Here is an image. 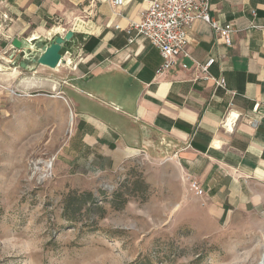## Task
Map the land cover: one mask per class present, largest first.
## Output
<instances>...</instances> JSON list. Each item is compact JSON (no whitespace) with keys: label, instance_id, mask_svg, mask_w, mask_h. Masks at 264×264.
Segmentation results:
<instances>
[{"label":"crops","instance_id":"1","mask_svg":"<svg viewBox=\"0 0 264 264\" xmlns=\"http://www.w3.org/2000/svg\"><path fill=\"white\" fill-rule=\"evenodd\" d=\"M148 1L0 0L3 52L18 64L29 50L13 48L12 39L32 44L72 31L59 65L33 69L51 71L49 91L67 110L62 155L69 171L103 173L133 153L148 154L163 138L180 177L198 181L199 197L218 216L264 215V0H210V16L235 28L231 44L195 20L186 30L190 56L162 74L158 49L128 32ZM210 57L205 79L196 64ZM211 77H223L225 88Z\"/></svg>","mask_w":264,"mask_h":264},{"label":"rangeland","instance_id":"2","mask_svg":"<svg viewBox=\"0 0 264 264\" xmlns=\"http://www.w3.org/2000/svg\"><path fill=\"white\" fill-rule=\"evenodd\" d=\"M6 23L0 10V264L259 262L264 215L218 216L180 177L166 139L103 173L69 171V117L49 91L51 71L9 62Z\"/></svg>","mask_w":264,"mask_h":264},{"label":"built area","instance_id":"3","mask_svg":"<svg viewBox=\"0 0 264 264\" xmlns=\"http://www.w3.org/2000/svg\"><path fill=\"white\" fill-rule=\"evenodd\" d=\"M111 4H120L121 0H109ZM210 0H149L143 10L140 20L129 25L128 32L147 39L158 49L162 63L156 70L162 74L179 64V58L190 56L187 50L186 30L195 20L208 23L214 30L217 39L225 45H230L235 28L231 22L220 24L210 16ZM258 27L256 25H253ZM132 36L128 41H132ZM214 62L210 57L203 64H196L203 78L209 79V66ZM184 66V64H180ZM215 86L225 88L223 77L213 78ZM257 107L255 104L254 108ZM164 140V139H163ZM165 141V140H164ZM163 143L170 147L168 142ZM188 187L195 195H202L203 189L195 178L188 179Z\"/></svg>","mask_w":264,"mask_h":264},{"label":"water","instance_id":"4","mask_svg":"<svg viewBox=\"0 0 264 264\" xmlns=\"http://www.w3.org/2000/svg\"><path fill=\"white\" fill-rule=\"evenodd\" d=\"M72 37V31L68 30L64 34L56 35L49 43H44L40 38H34L32 44L27 40L14 38L11 41L13 48L22 50L28 49V54H24L23 58L19 61L18 66L23 69L33 70L39 65L48 68H55L61 61V48ZM13 54H10V58Z\"/></svg>","mask_w":264,"mask_h":264},{"label":"bare ground","instance_id":"5","mask_svg":"<svg viewBox=\"0 0 264 264\" xmlns=\"http://www.w3.org/2000/svg\"><path fill=\"white\" fill-rule=\"evenodd\" d=\"M45 164H46L47 168H50L51 162H46ZM257 264H264V242H263V253H262L261 258Z\"/></svg>","mask_w":264,"mask_h":264}]
</instances>
